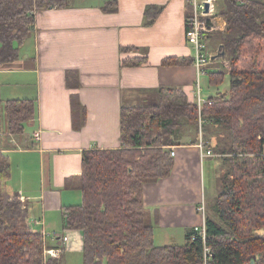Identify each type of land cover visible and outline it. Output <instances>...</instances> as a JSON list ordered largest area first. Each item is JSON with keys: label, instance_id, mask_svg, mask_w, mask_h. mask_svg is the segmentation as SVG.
I'll use <instances>...</instances> for the list:
<instances>
[{"label": "crops", "instance_id": "0c3cea01", "mask_svg": "<svg viewBox=\"0 0 264 264\" xmlns=\"http://www.w3.org/2000/svg\"><path fill=\"white\" fill-rule=\"evenodd\" d=\"M192 14L189 0H69L65 8L36 12L34 32L18 59L0 67L2 104L37 100V116L21 135L8 133L0 111V150L12 170L7 191L27 198L30 222L41 220L47 231L59 234L46 243L63 247L61 264H67V252L83 257V237L64 229V213L83 202L79 177L84 152L120 148L122 108L158 104L163 86L182 87L194 101L198 80L203 83L194 64H163L169 58L193 59L186 40ZM224 31L206 38L212 56L224 50L217 40ZM128 47L135 51H122ZM143 57L148 62L142 66L123 65ZM223 65L224 56L212 60L204 77L226 70ZM74 96L80 103L75 109ZM205 141L211 149L212 142ZM169 150L176 152L171 175L144 186V204L159 246L183 245L186 232L203 224L198 208L204 203L208 209L205 175L212 163L206 159L218 158L202 159L198 141H178ZM66 234L68 245L62 241ZM180 238L183 243H176Z\"/></svg>", "mask_w": 264, "mask_h": 264}, {"label": "trees", "instance_id": "16d2710c", "mask_svg": "<svg viewBox=\"0 0 264 264\" xmlns=\"http://www.w3.org/2000/svg\"><path fill=\"white\" fill-rule=\"evenodd\" d=\"M68 1L0 0V67L18 59L34 32L36 12L65 8ZM218 5V14L227 21L218 38L229 66L208 77L211 86H220L228 76L230 92L209 96L213 104L200 114L182 87L163 86L158 104L122 108L120 148L84 152L79 177L83 202L64 213V229L83 237V264H206L204 241L193 239L194 229L186 232L183 245H157L144 204V186L171 175L169 148L182 138L184 124L199 126L200 119L229 133L231 143L224 154L230 162L238 164L241 157L251 166L261 163L252 171L245 169L247 164L241 167L245 170L207 214L205 244L212 249L207 264H264V0H220ZM147 62V57L134 58L123 65ZM193 62L169 58L163 64ZM36 101L0 100L9 134L25 132L37 116ZM72 101L74 109L80 105L75 96ZM11 171L8 155L0 150V264H61V257H45L47 243L30 226L28 206L19 194L6 195Z\"/></svg>", "mask_w": 264, "mask_h": 264}, {"label": "built area", "instance_id": "2783aa9c", "mask_svg": "<svg viewBox=\"0 0 264 264\" xmlns=\"http://www.w3.org/2000/svg\"><path fill=\"white\" fill-rule=\"evenodd\" d=\"M189 2L193 7V14L190 16L188 20L186 40L188 44L192 46L193 61H194L193 64L197 68L198 77L200 78L208 74L206 68L212 62V55L207 51L206 38L210 33L215 32L216 30H223V29L225 30L227 27V21L225 18L222 19V17L218 14L217 6L220 0H189ZM206 5H209L208 10L206 8ZM219 17L220 19L218 20ZM192 103L198 106L200 114L204 109L205 105L213 104L212 101H209L208 99L203 97L201 80H198L196 96ZM0 125H1V120H0ZM36 137L38 140H40L39 135H36ZM199 147H200L202 159L214 155L213 151L207 148V144L203 139L199 141ZM175 154H176L175 150H171V156L174 157ZM19 199L23 203H26L27 198L24 197L23 195L19 194ZM198 210L200 214L203 216L204 222L203 224L198 225L194 228L195 233L193 239L196 240L197 237H201L203 239L204 260L205 263L207 264L212 257V249L205 244L207 239V226H206L207 209L205 204L202 203L199 206ZM29 224L33 229L35 228V226L43 227V230L40 232L44 236L45 243L48 237L57 238L59 235L56 232L47 231L45 228V222H42L41 220H35L29 222ZM69 238L70 237L68 234H66L62 238L64 244L68 245ZM63 250L64 249L60 247H52V248L46 247L44 254L46 258L48 257L60 258Z\"/></svg>", "mask_w": 264, "mask_h": 264}, {"label": "rangeland", "instance_id": "374dc122", "mask_svg": "<svg viewBox=\"0 0 264 264\" xmlns=\"http://www.w3.org/2000/svg\"><path fill=\"white\" fill-rule=\"evenodd\" d=\"M217 8L219 9V5L217 6ZM217 40L220 41V39H217ZM222 51L223 50H221V52ZM221 52L216 53V55H218ZM225 57H226V65H223L224 66L223 68L226 67V70H227L229 66V62L227 60L226 54L224 58ZM208 76L209 75H207L206 77L203 76L202 78L203 83L201 84V87H202V94L204 98L207 97L206 99H208V96H215L219 92L225 93L227 90H229L230 78L228 76L226 77L224 83L220 86H211L209 83ZM5 90L6 89H4L3 91L6 92L7 90L6 91ZM184 125L185 126L183 127V136L179 141L189 143V142H196V141L199 142L201 141V139L208 140L212 142L211 143L212 146L210 147L214 153L213 157H218L217 159H212V158L206 159V163L209 161L212 162L210 167L207 165L206 175H205V181H206L205 187L207 188L206 191H207V198H208L207 214H209L214 210L213 206L216 203L215 197L219 193L221 194L226 189L231 188L234 180L241 175L242 171H244L246 167L248 168L249 166V170L252 171V169L254 168L256 169L260 168L261 163L259 162L258 164L251 166L250 162L249 164L247 160H244L241 157H237L238 164H235L234 162H230L231 160H229V155L224 154V151L227 150L229 144L231 143V138H230L229 133L220 126H215L212 124L203 125L201 122V119H200L199 126L195 123L194 124L185 123ZM245 164H247V166H245V169L241 168ZM213 165H214V168H213ZM5 189H6V195L11 198L13 195L8 194L9 192L7 191V185L5 186ZM34 229L35 231H40L37 229V226H35ZM61 230L62 228L60 227V231ZM182 241H183L182 238H180L179 240H176V243L178 242L183 243ZM157 244L160 245L159 242H157ZM66 261H67V264H83V257L81 253L78 254V253L67 252Z\"/></svg>", "mask_w": 264, "mask_h": 264}, {"label": "water", "instance_id": "95a60500", "mask_svg": "<svg viewBox=\"0 0 264 264\" xmlns=\"http://www.w3.org/2000/svg\"><path fill=\"white\" fill-rule=\"evenodd\" d=\"M206 8H207V10H208V8H209V5H206ZM223 48V47H222ZM219 56H225V51L223 50L221 53H219L218 55H214V56H212V60H215L217 57H219Z\"/></svg>", "mask_w": 264, "mask_h": 264}]
</instances>
